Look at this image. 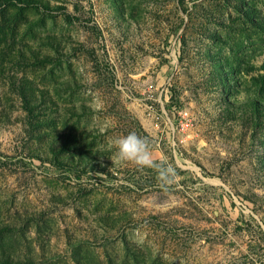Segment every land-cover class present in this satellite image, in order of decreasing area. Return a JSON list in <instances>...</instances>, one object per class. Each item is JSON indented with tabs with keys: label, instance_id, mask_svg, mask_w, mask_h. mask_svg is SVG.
Wrapping results in <instances>:
<instances>
[{
	"label": "rangeland",
	"instance_id": "1",
	"mask_svg": "<svg viewBox=\"0 0 264 264\" xmlns=\"http://www.w3.org/2000/svg\"><path fill=\"white\" fill-rule=\"evenodd\" d=\"M0 264H264V0H0Z\"/></svg>",
	"mask_w": 264,
	"mask_h": 264
},
{
	"label": "clouds",
	"instance_id": "2",
	"mask_svg": "<svg viewBox=\"0 0 264 264\" xmlns=\"http://www.w3.org/2000/svg\"><path fill=\"white\" fill-rule=\"evenodd\" d=\"M116 148L115 159L119 163H132L139 168L154 169L162 185H171L176 179V170L171 164L153 160L149 141L136 132L116 137L111 141Z\"/></svg>",
	"mask_w": 264,
	"mask_h": 264
}]
</instances>
